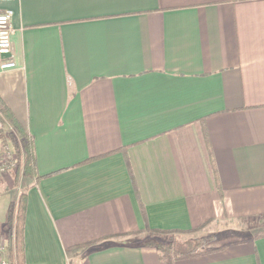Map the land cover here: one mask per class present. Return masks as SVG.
<instances>
[{"label":"crops","instance_id":"1","mask_svg":"<svg viewBox=\"0 0 264 264\" xmlns=\"http://www.w3.org/2000/svg\"><path fill=\"white\" fill-rule=\"evenodd\" d=\"M6 11L16 66L0 67V97L41 176L26 264H169L143 242L154 230L264 221V0H0ZM213 249L172 264H264V232Z\"/></svg>","mask_w":264,"mask_h":264},{"label":"trees","instance_id":"2","mask_svg":"<svg viewBox=\"0 0 264 264\" xmlns=\"http://www.w3.org/2000/svg\"><path fill=\"white\" fill-rule=\"evenodd\" d=\"M0 118L10 127L8 137L11 140L17 164L19 166V174L31 179H40L37 173L34 141L30 134L25 130L21 123L17 120L6 102L0 97ZM0 140L4 147H8L7 137L0 130ZM125 155L126 151L122 150ZM129 171L131 173L133 183L134 176L129 160L127 159ZM27 211V190L20 194L18 201L13 200L9 206L8 213V236L7 251L10 261L16 264H26L25 259V242L24 229ZM157 234L179 233V231H161L154 230ZM215 240V236L203 237L194 241L184 242L182 244H173L172 241L164 242L160 239H149L144 244L147 247L157 249L169 264L175 261L189 259L210 253L219 249H208V244Z\"/></svg>","mask_w":264,"mask_h":264},{"label":"rangeland","instance_id":"3","mask_svg":"<svg viewBox=\"0 0 264 264\" xmlns=\"http://www.w3.org/2000/svg\"><path fill=\"white\" fill-rule=\"evenodd\" d=\"M10 131H11L10 127L7 126L1 132H3V134L7 137L10 150L12 151V153L15 156V150L13 149V146L11 144V140L8 137V134L10 133ZM10 176H11V178H10V184L11 185L10 186L12 188V195L14 197L13 199L17 202L18 199H19L20 194L25 192L26 190H28V181L31 178L30 177H24V175L21 174V173L19 174V166H17L16 170L13 171V173H11ZM8 228H9V226L7 225L6 229L8 230ZM246 232L263 233L264 232V221L260 220V222L259 221L251 222L250 224H248V227H246L245 229L240 231V233H239L240 235L234 234V233L227 234V235H224V234H221V235H216V234L208 235V234H205L204 232L191 233V234H188V233H184V234L183 233L182 234L181 233H174V234H171V235H165V234L156 235L155 234L156 236L155 235H151V237H149L147 240H149V239H160V240H162L164 242L172 241L173 244H182L184 242L194 241V240H197V239H200V238H203V237H209V236L213 235V236H215V240L212 241L210 244H208V249H212L213 247L225 244L227 241L234 240V239H240L241 236L243 234H245ZM146 241H143V242L145 243ZM7 259H8V264H12V262L10 261V258H9V253H8ZM13 264H16V263H13Z\"/></svg>","mask_w":264,"mask_h":264},{"label":"built area","instance_id":"4","mask_svg":"<svg viewBox=\"0 0 264 264\" xmlns=\"http://www.w3.org/2000/svg\"><path fill=\"white\" fill-rule=\"evenodd\" d=\"M12 19L13 11L0 12V67L2 70L14 69L16 66L13 59ZM7 126V123L0 118V130L2 131ZM3 152L4 155L0 160V178L15 171L18 166L16 155L14 156L9 146L5 147ZM7 252V245L0 243V264H8Z\"/></svg>","mask_w":264,"mask_h":264}]
</instances>
